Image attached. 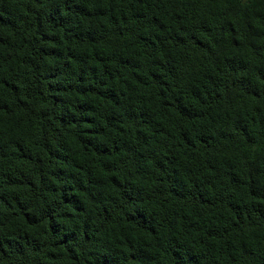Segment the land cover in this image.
<instances>
[{"label": "trees", "instance_id": "obj_1", "mask_svg": "<svg viewBox=\"0 0 264 264\" xmlns=\"http://www.w3.org/2000/svg\"><path fill=\"white\" fill-rule=\"evenodd\" d=\"M0 264H264V0H0Z\"/></svg>", "mask_w": 264, "mask_h": 264}]
</instances>
